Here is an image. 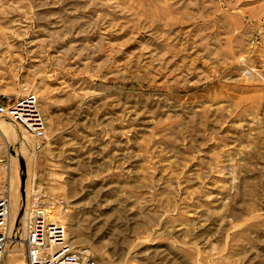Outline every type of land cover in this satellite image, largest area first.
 I'll list each match as a JSON object with an SVG mask.
<instances>
[{"label": "rangeland", "instance_id": "rangeland-1", "mask_svg": "<svg viewBox=\"0 0 264 264\" xmlns=\"http://www.w3.org/2000/svg\"><path fill=\"white\" fill-rule=\"evenodd\" d=\"M0 92L17 240L39 188L96 264H264V0H0Z\"/></svg>", "mask_w": 264, "mask_h": 264}, {"label": "built area", "instance_id": "built-area-1", "mask_svg": "<svg viewBox=\"0 0 264 264\" xmlns=\"http://www.w3.org/2000/svg\"><path fill=\"white\" fill-rule=\"evenodd\" d=\"M0 118L19 126L35 140H41L45 136L46 121L35 93L10 104L0 92ZM0 166L4 173L10 174V160L0 158ZM3 187L6 190L0 186V264H4L13 236V244L17 246L21 241V246L25 248L26 264H96L88 251L78 250L68 242L65 228L53 219L52 210L58 202L48 201L46 194L39 188L32 190L29 200L25 196V237L17 240L18 233L11 226L12 201L9 182Z\"/></svg>", "mask_w": 264, "mask_h": 264}, {"label": "crops", "instance_id": "crops-1", "mask_svg": "<svg viewBox=\"0 0 264 264\" xmlns=\"http://www.w3.org/2000/svg\"><path fill=\"white\" fill-rule=\"evenodd\" d=\"M4 127H7V126H5V124L3 125V123H1V121H0V132H1V134L6 138V135H4V133H3V131H2V128H4ZM2 149V153L0 154V158H6V159H8V160H10V162H11V159H10V157L6 154V153H4L3 152V147L1 148ZM11 169H12V167H11ZM2 172H4V170L1 168V166H0V175L2 174ZM12 173L10 172V174H6L5 173V175L4 176H8L9 178H10V175H11ZM5 178H3V180H4ZM6 182H7V180H6ZM6 182H5V180L4 181H1L0 182V186H4L5 184H6ZM3 188V187H2Z\"/></svg>", "mask_w": 264, "mask_h": 264}, {"label": "water", "instance_id": "water-1", "mask_svg": "<svg viewBox=\"0 0 264 264\" xmlns=\"http://www.w3.org/2000/svg\"><path fill=\"white\" fill-rule=\"evenodd\" d=\"M2 119H3V118H2ZM20 164H21V168H22V170L25 171V167H26V166H25V162H24L23 160H21ZM24 186H25V178L23 177V178H22V192H23Z\"/></svg>", "mask_w": 264, "mask_h": 264}, {"label": "bare ground", "instance_id": "bare-ground-1", "mask_svg": "<svg viewBox=\"0 0 264 264\" xmlns=\"http://www.w3.org/2000/svg\"><path fill=\"white\" fill-rule=\"evenodd\" d=\"M19 127V126H18ZM23 151V150H22ZM12 209L14 210V208H13V206H12ZM12 210V211H13ZM14 212V211H13ZM13 212H12V220H11V226H12V222H13ZM22 244V242L21 241H19V245H21ZM16 255H12L11 256V260L15 257Z\"/></svg>", "mask_w": 264, "mask_h": 264}]
</instances>
